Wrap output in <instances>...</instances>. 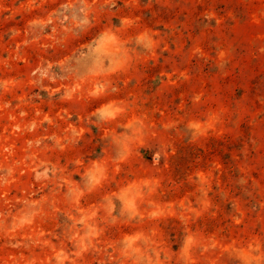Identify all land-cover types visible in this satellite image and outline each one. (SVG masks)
Here are the masks:
<instances>
[{"label":"rangeland","instance_id":"374dc122","mask_svg":"<svg viewBox=\"0 0 264 264\" xmlns=\"http://www.w3.org/2000/svg\"><path fill=\"white\" fill-rule=\"evenodd\" d=\"M0 264H264V0H0Z\"/></svg>","mask_w":264,"mask_h":264}]
</instances>
